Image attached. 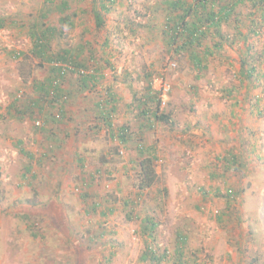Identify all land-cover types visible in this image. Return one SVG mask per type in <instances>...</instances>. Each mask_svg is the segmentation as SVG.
Instances as JSON below:
<instances>
[{
    "label": "rangeland",
    "instance_id": "1",
    "mask_svg": "<svg viewBox=\"0 0 264 264\" xmlns=\"http://www.w3.org/2000/svg\"><path fill=\"white\" fill-rule=\"evenodd\" d=\"M164 1L113 0L97 29L95 0H0V264H155L149 246L161 264H264V0L177 53ZM43 33L90 90L69 71L64 102L36 91L55 71L34 54ZM148 93L166 121L141 114ZM109 95L123 143L97 119ZM139 145L158 179L142 191Z\"/></svg>",
    "mask_w": 264,
    "mask_h": 264
},
{
    "label": "trees",
    "instance_id": "2",
    "mask_svg": "<svg viewBox=\"0 0 264 264\" xmlns=\"http://www.w3.org/2000/svg\"><path fill=\"white\" fill-rule=\"evenodd\" d=\"M217 1L219 3L223 0H192V3L190 4L186 3L185 0H165V11H167L168 15L165 27H167L166 37L169 48H171L175 53L187 48L190 50L194 45H202V41L204 40L206 33H211L214 31L217 34L221 23L228 19L233 12L234 6L236 5L234 2L236 0L225 1L221 6L217 4ZM95 2L97 5L96 7L93 6L91 11L95 22V27L99 29L104 25L103 14L110 10L108 6L113 2V0H95ZM208 2H210L211 5H208ZM66 4L67 1H63L60 4L62 11L66 9ZM66 20H68L66 16L60 18L61 22H65ZM255 27L256 24L252 29ZM53 31V28L49 29V33ZM37 37L38 38H36V36L33 37L35 38L33 46L34 54L41 58L44 62L51 63L55 68V71L52 72L50 79H46V81L40 84H33L36 91L40 90L43 97H51V99L55 97V100L61 99L64 102L66 100V96L63 95L64 91L59 84V80L66 72L69 71L72 74L77 73V75L80 76L78 77V85L80 88L90 90V88L95 85L96 77L92 74L83 72V68H85V66L83 64L77 63L75 60L77 57L76 55L68 50H64L62 54L49 53L47 52L49 50L47 47L49 38L44 33L43 35H37ZM190 57L196 67L200 66V56L190 51ZM159 100L160 97L157 95V93H148L146 95V99L144 98L143 101L139 102L140 106H138V108H140L141 114L145 115L147 112H150L151 116L148 118L151 119V117H154L157 120L160 119L162 121H166L165 117L157 114V110L154 107L156 104L159 105ZM112 102H115L114 98L112 95H109L108 98L102 99L96 104V108L100 112V114L97 115V119H99L100 124L103 123L107 128L110 129L108 133L111 138L115 137L114 139H116L118 143H123L126 138L124 129L119 128L117 131L112 133L113 130L111 129V117L115 113L116 109ZM35 106V102H32L30 105L31 108H34ZM107 106H109L108 109ZM136 150L142 157L136 163L137 173L134 186L139 191H142L151 188L158 181L157 173L153 164V159H155L153 155V153H155V147L146 148L144 145H139ZM79 161L82 162L80 165H83L82 159ZM231 192L232 191L229 190V195ZM154 226L155 225L152 224L150 227H148V229L152 231ZM182 239L181 242L185 240V237ZM149 247H147L146 254H144L143 258L147 260L146 262L161 264L162 257H157L155 255V251H153V248Z\"/></svg>",
    "mask_w": 264,
    "mask_h": 264
},
{
    "label": "built area",
    "instance_id": "3",
    "mask_svg": "<svg viewBox=\"0 0 264 264\" xmlns=\"http://www.w3.org/2000/svg\"><path fill=\"white\" fill-rule=\"evenodd\" d=\"M167 90V89H166Z\"/></svg>",
    "mask_w": 264,
    "mask_h": 264
}]
</instances>
